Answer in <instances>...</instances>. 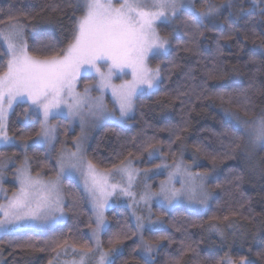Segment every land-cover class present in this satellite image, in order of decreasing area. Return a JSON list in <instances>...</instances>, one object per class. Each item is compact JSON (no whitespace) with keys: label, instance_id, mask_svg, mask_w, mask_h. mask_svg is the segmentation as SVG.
I'll list each match as a JSON object with an SVG mask.
<instances>
[{"label":"trees","instance_id":"1","mask_svg":"<svg viewBox=\"0 0 264 264\" xmlns=\"http://www.w3.org/2000/svg\"><path fill=\"white\" fill-rule=\"evenodd\" d=\"M226 1L195 0L194 10H181L178 18L158 25L170 45L166 54L150 58V65L160 69L159 87L136 97L127 125L103 124L86 148L87 159L101 169L128 157L140 166L154 163L156 159L147 162L145 157L152 144L169 160L186 154L202 161L196 168L217 172L205 211L154 207L165 227L144 232L146 240L159 244L151 260L137 252L129 210L107 209L108 224L100 240L104 249L116 251L109 264H170L177 258L180 264H223L226 255L235 262L244 257L246 264H264V146L247 157L244 130L221 112L230 109L247 119H264V0L256 4L233 0L223 6ZM209 3L223 6L216 23L201 17L195 22L193 12ZM74 5L75 0H0V28L12 21L36 23L38 30L26 32L29 50L35 52V40L43 38L58 51L71 39L73 19L81 15ZM56 6L59 9L53 11ZM6 58L0 43V70ZM25 109L26 104H17L8 119V133L21 141L35 137L40 125L38 116ZM59 122L64 133L65 119ZM24 155L33 173H56V160L43 146L0 147V160L16 158L19 164ZM14 188L11 183L10 189ZM63 192L67 214L63 223L44 232L0 234L2 264H48L62 247L90 248L88 229L93 219L83 190L75 180L65 178ZM188 246L191 250H185Z\"/></svg>","mask_w":264,"mask_h":264},{"label":"snow or ice","instance_id":"2","mask_svg":"<svg viewBox=\"0 0 264 264\" xmlns=\"http://www.w3.org/2000/svg\"><path fill=\"white\" fill-rule=\"evenodd\" d=\"M74 7L81 15L73 19L71 39L58 51L53 50L55 46L45 42L43 38L35 40V52L30 51L25 38V25L19 21L0 28V43L6 46L8 56L6 66L0 70V142L11 143V138L5 131L7 111L17 102H27L30 107L42 113L44 119L41 122V133L38 135L41 142L48 144L55 140L56 133V126L48 125V121L59 115L64 110L63 106L67 107L69 116L79 115L82 121L85 108L89 115L103 114L105 108L102 102L88 103V88H85L84 94L75 92L78 77L82 74L87 76L93 70L100 77L101 89L113 88V95L119 101L120 117L128 116L132 110V97L135 92L142 88L157 89L161 83L159 67H149L148 60L150 56L166 54L170 45L167 39L158 34L156 22L178 18L179 10H187L189 5L182 4L179 0H151V3L148 0H75ZM58 9L59 6H56L52 10ZM214 11L215 8L209 7L206 11L193 12V19L199 22L200 17L210 15ZM101 66H107V72L101 71ZM126 68L131 69L132 80L126 81L118 88L112 86L113 73L123 72ZM66 97L71 98V102H68ZM27 111L28 109H25V112ZM249 135L253 142L264 143V119L254 123ZM77 148L79 149V144ZM146 150H149V156H154L158 151L153 150L152 144H149ZM68 160L70 169L79 170L82 167V158H78L77 153H71ZM61 165L63 171V160ZM160 167L168 166L157 165V168ZM88 169L94 175L91 162L88 163ZM18 171L20 191L14 194L7 211L4 212L5 219L0 220V228L14 221H38L50 217L55 219V213L62 212L57 185L43 183L34 178L29 174L27 167ZM118 171L128 176L130 188L136 170L130 167V163L122 162ZM204 178L205 176L199 173L193 174L182 163L175 164L173 171L169 173V179L161 182L158 193L146 190L140 198L147 201L157 197L164 204L171 206L187 196L189 200L204 205L207 202V194L203 192ZM93 183L95 190L99 185L95 180ZM175 183H179L181 187L176 188ZM100 191L104 193L103 187H100ZM121 191L126 195H133L128 188H122ZM96 206L100 210L97 216L99 228L104 223L103 202L98 201ZM136 219V227L141 232L146 227L152 231L163 230L162 226L151 222L146 226L141 217ZM119 239L117 236V242ZM160 239L170 238L161 236ZM138 247L151 254L153 242L145 241L141 235V244ZM185 250H191V247L188 246ZM83 259L82 255L80 264H83ZM104 261L105 254L102 253L99 264H104ZM170 264H180V261L178 258L173 259ZM240 264H246L244 257L240 258Z\"/></svg>","mask_w":264,"mask_h":264},{"label":"rangeland","instance_id":"3","mask_svg":"<svg viewBox=\"0 0 264 264\" xmlns=\"http://www.w3.org/2000/svg\"><path fill=\"white\" fill-rule=\"evenodd\" d=\"M251 3L256 4V0H250ZM151 3V0H148ZM180 3L189 5L187 10H194V2L195 0H179ZM233 2V0H227L223 6L229 5V3ZM221 5L217 6L215 4H207V7L204 9L205 11L209 7L215 8V11L207 16L201 17L205 21L209 23H216V17L219 14V9L223 7ZM181 10H185L181 8ZM201 11V10H200ZM199 12V10L195 11ZM172 19L168 21H157L155 24L156 30L158 31V25L161 23H169ZM17 21H12L3 25L1 28H4L8 24L16 23ZM20 23L25 25V38L27 31H36L38 30V25L35 23H24L19 21ZM161 36V35H160ZM164 38L163 36H161ZM166 39V38H165ZM4 46V45H3ZM5 51L6 46H4ZM7 55V54H6ZM163 55V54H161ZM148 60L149 67L155 69V67L150 65V58ZM8 56L6 58L7 62ZM6 66V63H5ZM101 71L107 72V66H101ZM131 69H124L123 72L115 71L111 77V85L115 87H119L124 84L126 81H131ZM100 77L95 73V70L87 76L81 75L78 77L75 83V92L84 94L85 88L89 89L87 93V97L89 98L88 103H93L96 101L102 102L105 108V112L103 114H97L95 116L89 115L87 108L84 110V119L81 120L80 116L77 115L75 117L69 116L67 112V107H64V110L57 115L55 118H50L48 121V125L56 126L55 140L51 143L41 142V137L38 133H41V122L43 121L42 113L38 112L35 108L29 106L27 102H17L14 103L11 109L7 111V119H6V133L11 138V143L5 144L0 142V147L2 146H16L17 148L24 150L29 145H37L45 147L50 153L53 154L56 160V173L53 176H44L40 173H33L31 171L30 163L28 157L23 156L21 162L18 164L16 158H5L0 160V220H4V212L7 211L8 205L10 201L13 199L14 194H18L20 191V180L18 179L20 169L27 167L28 172L34 178H38L43 183H55L59 192L60 199V207L62 208V212L55 213V219L50 217L47 220H38V221H14L4 228H0V234L7 232H20V231H33V232H44L50 227H54L55 225L63 223L66 218V210H65V197L63 192V180L65 178H70L75 180L82 188L83 193L85 195L88 207L92 213L93 225L88 229V234L91 239V246L88 249L92 251H87V249H76L72 246L62 247L56 251L53 258L50 260L51 264H73L75 261L76 264H80L81 256L83 255V264H99L100 255L105 254L104 264H109L114 256V252L112 250L104 249L101 245V234L105 230L108 224V220L106 217L107 209L115 206H125L130 213L131 219L137 225V217H141L143 223L147 226L151 223L165 227L164 221L156 215L155 206H160L166 210H170L174 207H184L192 212H203L208 207L210 200L213 196V192L210 189V182L215 178L217 172L214 169L201 170L198 167L202 161L191 157L186 154H179L174 160H169L165 154H163L158 146L153 147V150L158 149L154 156H149V150L146 152L145 157L147 162H151L153 159L157 161L148 165L140 166L137 164L135 158L128 157L123 160V164H129L130 167L135 171L134 179L132 180L131 187L129 188L128 176L126 174H122L118 171V168L122 166V162L118 165H115L109 169H101L94 164V175L89 172L88 163L90 162L86 157V148L92 138L93 133L103 124L105 123H113L121 126H125L128 124L129 118L132 116L134 111V104L136 97L140 94H148L153 90H149L146 88L138 89L132 97V110L128 116L123 118L120 117L119 111V101L116 96L113 95V88L106 87L101 89L99 87ZM68 102H71V98L66 97ZM26 104L28 107V111L35 116H38L40 121L39 131L37 135L27 141H21L18 138L10 135L8 133V119L9 115L15 108L17 104ZM224 114L225 118L231 121L235 126L241 127L245 133V145H244V154L247 157H251L255 154V152L261 147L264 146V143L253 142L252 137L249 135L250 129L254 126V123L263 119L262 117L247 119L245 117H241L230 111V109L221 110ZM114 117V118H113ZM61 118L65 119L66 127L65 132L63 124H60ZM28 116L24 117V120H28ZM64 122V123H65ZM249 122V123H246ZM65 125V124H64ZM76 131L74 135L68 134ZM66 133V134H65ZM64 134V135H63ZM77 144H79V149L77 148ZM77 153L78 158H82V167L77 169L69 168V160L71 153ZM189 156V158H188ZM63 160V168L61 161ZM184 167H187L189 171L193 174L199 173L204 175L205 178L202 181L203 184V192L207 194V202L204 205L198 204L195 200H189L187 196L181 198L179 202L174 203V205H166L159 198L153 197L147 201L142 200L140 197L145 193V191H150L152 193H158L160 191L161 182L167 181L169 179V173L173 171L175 164H181ZM157 165H167L168 167H160L157 168ZM94 180L98 182L99 187H96L94 190ZM11 183L15 184L14 189H10ZM113 186H115L113 188ZM147 186V189H146ZM100 187H103L104 193H111V195L105 196L104 193L100 191ZM176 188H180L181 185L179 183H175ZM128 188V190L133 195L124 194L121 189ZM94 191V194H93ZM98 201L103 202V220L104 223L99 228H97V216L100 211L96 204ZM95 230V233H94ZM145 231L148 230L146 227L142 232L137 229L135 238L138 242V245L141 244V235L145 241H148L144 237ZM222 239L227 237L226 233L223 232L220 234ZM231 236V235H230ZM159 244L153 243V251L151 254L143 251L141 247L137 246V252L142 254L148 259H152L156 253ZM49 261V262H50ZM246 261V260H245ZM3 260L0 258V264H2ZM48 262V264H49ZM223 264H240L239 262H235L231 257L226 255L223 258Z\"/></svg>","mask_w":264,"mask_h":264}]
</instances>
